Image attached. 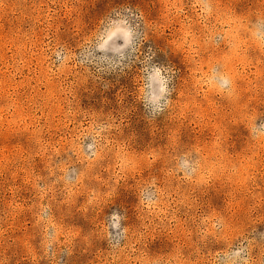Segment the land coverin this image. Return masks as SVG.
<instances>
[{
	"label": "rangeland",
	"instance_id": "374dc122",
	"mask_svg": "<svg viewBox=\"0 0 264 264\" xmlns=\"http://www.w3.org/2000/svg\"><path fill=\"white\" fill-rule=\"evenodd\" d=\"M0 264H264V0H0Z\"/></svg>",
	"mask_w": 264,
	"mask_h": 264
}]
</instances>
